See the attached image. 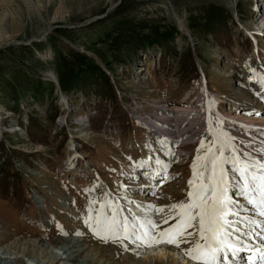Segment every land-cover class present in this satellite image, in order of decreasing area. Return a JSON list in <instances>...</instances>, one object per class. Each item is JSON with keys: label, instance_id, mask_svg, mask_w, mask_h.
<instances>
[{"label": "rangeland", "instance_id": "374dc122", "mask_svg": "<svg viewBox=\"0 0 264 264\" xmlns=\"http://www.w3.org/2000/svg\"><path fill=\"white\" fill-rule=\"evenodd\" d=\"M258 2V10H255V0H0V127L12 130L3 134L0 130V220L5 222L0 224V250L17 238H32L51 251H58L64 240L80 237L85 245L95 243L115 248L122 255L138 256L143 261L149 262L150 254L153 261L158 259L157 255H165V260L175 257L176 264H202L174 256L166 242L154 248L141 247L127 239L123 244L104 242L92 230L96 220L101 216L121 215L127 219L130 215L119 214L123 206L105 192L99 182L96 192L94 187L91 189L94 195L89 193L92 181L89 176L70 178L54 174V180L46 177L52 195L47 197L44 190L40 191L46 199L44 205L31 196L29 183L11 164H16V160L30 165L37 162L54 170L63 164L72 168L75 164L72 159L80 157L78 170L81 163L88 160L100 178L119 182L114 184L116 188L109 185L115 188L116 194L136 193L130 185L131 180L137 181V178L130 173L142 174V171L133 160L136 155L133 137L141 140L145 135L131 123V116L140 111L153 114V107L159 106V101L164 102L161 107L167 104L160 108L165 113L171 112L178 103L195 106L198 101L203 104L205 90L209 93L210 90L202 76L198 84L192 81L198 75L197 68L206 73L211 84L227 94L221 112L230 113L231 119L237 122L240 117L258 120L255 115H262L261 112L247 109L245 116L237 117L229 110L236 100L231 109L238 103L247 105L241 96L243 82L238 81L237 85V80H242V69L257 62L264 70L258 61L256 39L251 37L256 30L253 20L258 16L255 12L263 15L264 0ZM166 32L169 36L154 45L147 44L159 33ZM226 38L231 40L230 46ZM247 39L254 41L251 50L245 47L249 44ZM137 68L144 71L137 75ZM60 81L64 82V88ZM191 106L186 108L188 114L198 110L196 119L202 118L204 104L193 109ZM174 115L176 124L181 116ZM212 121L206 119L199 128L203 132L200 139L206 137V130L210 132ZM149 122L147 118L144 123ZM192 125L193 122H188L185 129H191ZM74 136L79 137L76 142L80 152L73 150ZM208 139L209 136L204 142L206 149L184 146L180 163L170 167V174L160 172L159 185L147 191L150 194L145 197L151 195L155 199L156 209L163 208L156 211L161 213L160 221L175 216L172 205L186 202L192 190L189 183L194 176L192 165L198 163L196 157L203 156L211 146ZM216 140L213 138V142ZM215 154L219 153L215 151ZM124 155L129 160L124 159ZM63 195L68 196L72 206L60 202ZM74 209L76 212L72 213ZM194 225L187 231H197L198 221ZM152 234L158 235L159 231ZM117 235L122 234L117 232ZM185 239L188 242L179 247L186 250L200 238L192 235ZM86 252H81L75 260H81ZM73 261L63 259L59 263L74 264ZM235 264L245 263L235 261Z\"/></svg>", "mask_w": 264, "mask_h": 264}, {"label": "bare ground", "instance_id": "6f19581e", "mask_svg": "<svg viewBox=\"0 0 264 264\" xmlns=\"http://www.w3.org/2000/svg\"><path fill=\"white\" fill-rule=\"evenodd\" d=\"M249 67L250 68H246L245 70L244 78H246V81H242L243 86L241 96L243 100L247 103V105L250 107H248L247 105H240V103H238V105H236L235 108L233 107V109L231 110L234 114L233 116L237 117H240V115L245 116L247 109H252L254 111L261 112L262 115L260 113L258 115H255V117H259L258 120H254L253 118L245 119L243 117H240V122H237L231 119L233 118L232 116H227L226 114H224V116L218 115L215 112V102L217 101L213 102L214 99L212 95L207 92V90H205V93L203 95V104L205 107V111L202 114V118H200L199 120L196 119V116L198 115V110H192V112H190L187 116H181V119L178 121V123L174 124L173 118L176 117L174 114H177L178 110L186 107V103H178L174 105L172 107L173 110L171 111L173 112V114L171 112L160 113V118L165 120V123H163L162 125L166 128L173 129L175 133L173 137L164 138L166 144L165 149L171 148V146L173 145L172 142H182L183 140L187 139L191 133H203L202 131H199V128H202L204 126L206 119L211 118L213 121L212 126L209 129L210 133L212 136L216 137L218 141L221 142V144L219 142L218 143L229 160H231L233 157L237 159L242 158L248 163L256 166L261 163H264V71L257 64L250 65ZM142 71L144 70L137 69L136 74L140 75ZM166 105L167 104H165V106ZM165 106L161 108L163 109L165 108ZM222 106L224 107V103H221L217 108H220ZM191 108L193 109L194 106H191ZM239 109H241V112L239 111ZM250 112L251 111H249L248 113L250 114ZM225 115L228 118L225 117ZM186 120H191L193 122V125L189 130L185 129ZM237 143H244L246 145L240 147V145ZM247 148H253L256 153H249L247 151ZM75 149L76 148L74 145L73 150ZM222 149L215 148L214 150L220 153ZM259 151L260 155H258ZM139 152L141 153V156L146 161V163L149 165V168L152 170V177L156 179V161L153 160L150 153L142 152L141 150H139ZM74 160L75 159H72V162ZM157 160L162 162L159 164H167L176 160L178 161V164L180 163V160H178L176 157H172V152L158 156ZM229 167L231 171L235 170L233 164L229 165ZM227 176L229 177L230 181L228 185L229 196L234 201L233 211H238V217H241L243 221H245L249 225H255V231L257 232V235L264 237V216H261L259 214L260 209L256 208L255 206L249 203L248 206H244L241 202L236 203L237 201L234 200L235 195H238L243 199L247 198L240 195L238 189L234 187L236 183L233 176L231 174H227ZM92 188L93 191H97L95 189V184L92 186ZM108 190L110 191L109 193L111 196L115 194L114 193L112 195L111 192L113 191H111L109 188ZM124 196L132 198L133 202H138V204H135L134 206H129L132 207L130 208L133 210L134 216L139 218V222L144 223L147 219L144 218V216L142 215V211L144 209L149 210V208L153 206L152 204L156 202L152 201V197L148 198V200H145L136 198L132 195ZM140 203L147 205V207L143 208V204ZM252 221H255V223H252ZM79 238L80 237H75L64 240L61 247L57 249L58 251H51L50 249H48V247H45L43 243L39 242L36 239L31 238L20 240L19 238H17L15 240L10 241L9 243H6L1 249L3 251L0 250V264H61L59 263V261L63 259H68V261L70 262L74 260V264H176L177 261L175 257H168V259L165 260V255H157L158 259L156 258V260L153 261V257L150 254L148 258L149 262L146 260L143 261V259H138V256L134 257L129 254L122 255L121 252L115 248H104L95 243H89L85 245V243H81L83 239ZM257 241L259 242V245H264V242H262L260 238H258ZM52 249H55V247H52ZM84 250L87 251V254L83 256L81 260H75L76 257ZM169 250L172 251L174 256H181L179 253L176 254L177 250H181L185 254L184 248L177 247L174 244L170 247ZM169 259H172V261H170Z\"/></svg>", "mask_w": 264, "mask_h": 264}, {"label": "snow or ice", "instance_id": "6c2138e0", "mask_svg": "<svg viewBox=\"0 0 264 264\" xmlns=\"http://www.w3.org/2000/svg\"><path fill=\"white\" fill-rule=\"evenodd\" d=\"M201 143V148H204ZM205 161L204 167L211 171V179L206 182L204 174L197 173L198 163H193V179L189 181L192 191H189L187 202L172 205L176 222L167 229L160 230L158 238L152 234L159 226L154 220H146L144 223H118L115 216L106 218L101 216L95 222L96 226L92 229L94 234L104 242H119L123 244L125 239L132 243L147 244L148 239L155 243L166 242L177 247L181 243H187L186 236L198 235L199 240L192 247L185 250V255L193 261H201L202 264H235L231 258L239 257L245 264H264V251L256 248L253 254L246 258L240 256L241 252L249 251L242 245L239 235L241 228L237 226V221L230 217H238L239 212L233 211V199L229 196V177L225 170V163H231L235 171L239 174V182L234 185L239 194L246 197L249 204L260 209L259 214L264 216V163L258 166L248 163L244 159L233 157L231 160L218 158L208 147L207 152L202 157L198 155L196 161ZM157 163H162L157 161ZM199 181V183H197ZM163 211V208L156 209ZM198 221V230L188 232L187 229L193 228L194 222ZM163 223L167 224L168 220ZM255 223V221H252ZM121 233V236L117 235ZM248 233H244L247 235ZM146 237L148 239H146ZM239 245V246H238ZM127 247L126 245H124ZM139 246V244H138Z\"/></svg>", "mask_w": 264, "mask_h": 264}, {"label": "trees", "instance_id": "16d2710c", "mask_svg": "<svg viewBox=\"0 0 264 264\" xmlns=\"http://www.w3.org/2000/svg\"><path fill=\"white\" fill-rule=\"evenodd\" d=\"M211 18H213V17L211 16ZM207 19L210 21V17H208ZM215 20H216V19H215ZM215 20H214V21H215ZM203 21L207 22L206 18H204ZM166 35L169 36V33H168V32L163 33V34H162V33H159L158 36H157L156 38H154V39L151 40V41H148L147 44H149V45H154L155 43H157L158 40L160 41L161 38L166 37ZM144 38H146V37H144ZM59 83H60V86L64 88V82H63V81H60Z\"/></svg>", "mask_w": 264, "mask_h": 264}]
</instances>
